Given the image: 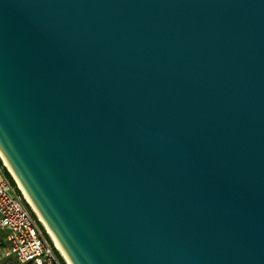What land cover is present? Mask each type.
Returning <instances> with one entry per match:
<instances>
[{
	"label": "water",
	"instance_id": "obj_1",
	"mask_svg": "<svg viewBox=\"0 0 264 264\" xmlns=\"http://www.w3.org/2000/svg\"><path fill=\"white\" fill-rule=\"evenodd\" d=\"M0 153L70 264H264V0H0Z\"/></svg>",
	"mask_w": 264,
	"mask_h": 264
},
{
	"label": "built area",
	"instance_id": "obj_2",
	"mask_svg": "<svg viewBox=\"0 0 264 264\" xmlns=\"http://www.w3.org/2000/svg\"><path fill=\"white\" fill-rule=\"evenodd\" d=\"M0 162V231L6 234L5 256L9 259L4 264H61L59 254Z\"/></svg>",
	"mask_w": 264,
	"mask_h": 264
},
{
	"label": "bare ground",
	"instance_id": "obj_3",
	"mask_svg": "<svg viewBox=\"0 0 264 264\" xmlns=\"http://www.w3.org/2000/svg\"><path fill=\"white\" fill-rule=\"evenodd\" d=\"M0 159L2 160V163L5 166V168L7 169V171H9L10 175L13 177L14 181L16 182L17 187H18L19 191L22 193V196H23L25 202L29 205V207L31 208L32 212L35 214L37 220L42 225V227L44 228L46 234L48 235V237L52 241V243H53L54 248L56 249V251H58V253L60 254V256L63 259V261H64L65 264H70L69 261L67 260L66 256L64 255L63 251L59 247L56 239L54 238V236L52 235V233L50 232V230L48 229V227L45 225L44 221L42 220V218L40 217V215L38 214V212L36 211V209L34 208V206L31 204V202H30L29 198L27 197L26 193L24 192L22 186L17 181V179L14 177V175L11 173V171L8 168L5 160L3 159L1 153H0Z\"/></svg>",
	"mask_w": 264,
	"mask_h": 264
},
{
	"label": "crops",
	"instance_id": "obj_4",
	"mask_svg": "<svg viewBox=\"0 0 264 264\" xmlns=\"http://www.w3.org/2000/svg\"><path fill=\"white\" fill-rule=\"evenodd\" d=\"M7 249V244H6V234L2 231H0V264H4L7 260H9L5 256V251ZM14 264V263H13ZM62 264V263H61Z\"/></svg>",
	"mask_w": 264,
	"mask_h": 264
},
{
	"label": "rangeland",
	"instance_id": "obj_5",
	"mask_svg": "<svg viewBox=\"0 0 264 264\" xmlns=\"http://www.w3.org/2000/svg\"><path fill=\"white\" fill-rule=\"evenodd\" d=\"M7 171V170H6ZM7 173L9 174V172L7 171ZM9 176L11 177V175L9 174ZM11 179L13 180V177H11ZM13 182L15 183V185H16V187H17V184H16V182L13 180ZM21 193V192H20ZM21 197H22V199H23V201L25 202V200H24V198H23V196H22V193H21ZM25 204L28 206V204L25 202ZM29 207V206H28ZM29 209H30V211L32 212V210H31V208L29 207ZM33 213V212H32ZM33 215L35 216V214L33 213ZM35 218H36V216H35ZM36 220H37V218H36ZM37 222L39 223V221L37 220ZM40 224V223H39ZM41 225V224H40ZM41 227H42V225H41ZM43 228V227H42ZM43 230H44V228H43ZM44 232H45V230H44ZM45 234H46V232H45ZM47 235V234H46ZM47 237H48V235H47ZM49 238V237H48ZM49 240H50V238H49ZM51 241V240H50ZM51 243H52V241H51ZM53 244V243H52ZM54 246V245H53ZM57 253H58V251H57ZM59 254V253H58ZM59 256H60V254H59ZM61 257V256H60Z\"/></svg>",
	"mask_w": 264,
	"mask_h": 264
},
{
	"label": "trees",
	"instance_id": "obj_6",
	"mask_svg": "<svg viewBox=\"0 0 264 264\" xmlns=\"http://www.w3.org/2000/svg\"><path fill=\"white\" fill-rule=\"evenodd\" d=\"M1 163V162H0ZM5 171V174L7 175V177L10 179V181L13 183V185H14V182H13V180L11 179V177L9 176V174L7 173V171L6 170H4ZM27 206V205H26ZM27 208L29 209V207L27 206ZM29 211H30V209H29ZM32 213V212H31ZM34 216V215H33ZM41 229H42V227H41ZM43 232H44V230H43ZM45 234V233H44ZM45 236L47 237V235L45 234ZM47 239H48V237H47ZM50 241V240H49ZM58 254V253H57ZM59 259H60V261H61V263L62 264H65L64 263V261H63V259L59 256Z\"/></svg>",
	"mask_w": 264,
	"mask_h": 264
}]
</instances>
